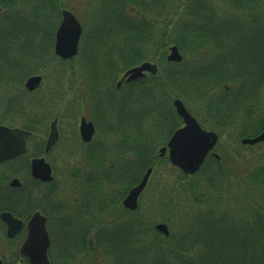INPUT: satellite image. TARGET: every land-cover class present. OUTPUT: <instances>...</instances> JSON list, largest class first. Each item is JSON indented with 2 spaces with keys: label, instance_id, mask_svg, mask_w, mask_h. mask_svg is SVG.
<instances>
[{
  "label": "trees",
  "instance_id": "obj_1",
  "mask_svg": "<svg viewBox=\"0 0 264 264\" xmlns=\"http://www.w3.org/2000/svg\"><path fill=\"white\" fill-rule=\"evenodd\" d=\"M33 1L23 6V0L0 1L7 10L0 19V81L20 85L44 73L43 61H61L54 55L60 0ZM227 1L244 19L234 23L233 33L218 31L217 9L205 0H93L94 20L89 32L84 25L87 42L79 54L85 65L77 81L88 107L99 111V121L117 138L111 160L122 162L132 154L133 161L111 165L109 171L93 152L91 172L74 171L75 219L62 218L60 243L53 241L49 251L51 264H75L71 258L77 256L89 258L84 264H264V151L248 170L210 156L194 176L157 155L183 125L173 107L176 99L189 109L198 106L201 115H194L210 130L238 129L240 139L263 130L264 118L255 126L246 124L259 102L264 105V0ZM170 46L178 47L182 63L166 61ZM152 61L159 65L157 76L116 89L121 74ZM41 98L28 106L15 96L7 102V112L21 119L13 127L43 132L52 99ZM149 168L155 176L149 209L170 227L168 238L141 212L142 203L135 212L122 206ZM35 188L42 191L40 199ZM16 192L7 201L0 198V213L27 220L42 211L49 222L61 211L60 204L53 207L55 182L33 181L28 199ZM1 242L8 246L5 237ZM14 249L9 256L0 254L5 264L19 263Z\"/></svg>",
  "mask_w": 264,
  "mask_h": 264
},
{
  "label": "rangeland",
  "instance_id": "obj_2",
  "mask_svg": "<svg viewBox=\"0 0 264 264\" xmlns=\"http://www.w3.org/2000/svg\"><path fill=\"white\" fill-rule=\"evenodd\" d=\"M92 1V2H91ZM214 5L217 9L216 13H218L217 16V22H218V31H223V29H229V32L233 31L236 27L234 26V23H239V21L242 23L244 19H241L240 12L233 6L232 3H229L227 0H205ZM24 2H28V0H23L21 2V6H23ZM30 5H34V1L31 0L28 2ZM60 3L62 5V9H66L71 11L77 19L80 21V23L83 25L87 24L88 25V32L91 29V22L94 20L93 16V0H60ZM262 1L260 4L256 3L257 6H261ZM264 5V3H263ZM1 12H0V19H3L7 13V10L1 5ZM262 8V6H261ZM264 9V8H263ZM261 9V10H263ZM24 11H30V8H26ZM170 15V14H169ZM171 18V17H170ZM169 18V19H170ZM60 22V20H59ZM243 25V24H242ZM94 29V27H93ZM94 33V32H92ZM233 33V32H232ZM235 34V33H234ZM256 35V33L254 32ZM87 42V36L86 32L83 30V35L80 41L79 45V53L81 49L83 48V51H85L84 47ZM78 53L77 57L71 60V62H66V61H57L54 59V57H51V60H45L42 61L45 63V71L42 74H39L40 76L43 77V82L40 86V88L33 92L30 93L25 89V83L18 84V83H13L12 81H0V124H3V121H5L4 124H11L10 126H16L21 123V119L19 116H13L12 112H7L6 110V104L11 98L18 97L19 101L25 102L26 101V106L30 105L29 103H32L34 99H36L37 102H39L42 98L44 97H49L48 101L50 98L52 99V104H48L47 112H46V118L45 122L41 124V128L44 130V133L42 131H39V135H35L34 138L31 140L32 148L30 151V154H35L36 149L35 147L38 145L39 140L43 138H47L49 129H50V122L55 120L56 118L62 121L61 123L59 122V129H61V135H60V142L57 145L56 149L53 151L51 157L47 158V161L49 164L54 169V177H55V187H56V204L53 202V207L55 208L56 205H61L59 209L61 210L60 212L56 213L54 216L52 215L50 217V221L47 224L48 231L51 237V247L53 245V241L55 242V245L59 242L60 243V235L62 232V221L63 217L68 218L69 221H74L75 219V211L76 207L73 209V206H75V195L76 192H74V183L72 182V175L74 171H82L83 173H89L91 172V166L86 164V168H84V165L80 163L79 159L81 158L82 149H76L73 147L72 143L78 142V121L80 119V116H78V113L80 111L78 110L79 107H81V112L88 111L87 103H86V97L81 93V87L79 84L78 77L81 75V68L85 65L84 59L81 57V55ZM182 54V53H181ZM184 61V58H183ZM182 61V62H183ZM62 62V63H60ZM154 62V61H152ZM181 62V63H182ZM41 63V60L39 62ZM166 66V65H165ZM41 67V66H40ZM168 68V67H167ZM75 76H77V79H75ZM123 74L120 75L118 80L122 78ZM78 80V81H77ZM40 98V100H39ZM84 101V102H83ZM187 109L191 112V114L196 117L194 114H199L201 115V112L198 108V106L193 105L191 109L187 106L184 100H181ZM262 103L259 102V110L256 111L255 117L253 121H247L248 126H250L253 123V126L257 125L258 123H261L264 114V110L260 112V110L264 109ZM259 113V114H258ZM79 117V118H78ZM78 118V119H77ZM197 118V117H196ZM14 119H17V121H14ZM47 119V120H46ZM77 119V120H76ZM210 125V124H209ZM203 126V125H202ZM18 127V126H17ZM203 128L206 131H213L210 130L208 126L204 125ZM104 129V127H103ZM106 131L108 130L105 128ZM219 136V143L216 146L214 152L218 154L219 156L223 157L226 159V161H231L233 164H238V165H243V169H251L253 166V163H255V157L258 156L260 152L264 151V146L260 147L258 145L255 146H247V145H242L240 139L238 137L239 131L238 129H229L226 131L222 132H216ZM109 135V141L112 140L111 143L108 141V157H107V164L104 169L111 170L110 167L111 165L117 164L120 165V163L123 162H131L133 159L131 158L132 154L125 155L122 160H111L114 159V156H110L111 152L116 149L115 142L117 141V138H113V132L112 131H107ZM41 135V136H40ZM40 136V139H39ZM39 139V140H38ZM99 138L97 137L95 141H98ZM41 141V140H40ZM264 144V143H261ZM75 146V144H74ZM161 149V148H160ZM157 151V155H159V150ZM220 157V159H221ZM110 158V159H109ZM31 159V155L28 156V159L22 158L19 159L21 164H24L26 160ZM200 172V171H199ZM198 172V173H199ZM25 175V174H24ZM18 178L21 176L15 175ZM150 183H152V180L155 179V176L152 175ZM159 176V175H158ZM157 177V176H156ZM22 181H24L26 178H20ZM150 187V188H148ZM147 189L145 190L144 194L142 195L140 199L139 205L142 203L141 207V212L148 213V218L151 220H154L153 222V227H155L159 223H164L161 221L158 217L159 214H156V211L150 210L149 205H150V200L152 196V190H153V185L148 186ZM49 189V187H44L43 191ZM115 189V188H114ZM35 195L37 198H39V195H42V191L39 189V194H38V189L35 188ZM40 199V198H39ZM38 200V199H37ZM77 203V202H76ZM75 204V205H74ZM139 209V208H138ZM72 216H74L72 218ZM166 224V223H165ZM76 223L73 222L71 228H75ZM177 226H180L179 224H176ZM169 230L171 231L170 227ZM1 232V228H0ZM1 236V234H0ZM58 243V244H59ZM57 244V245H58ZM73 245L75 242L72 243ZM92 245V244H91ZM14 245H4V243H0V254L4 253L5 255L11 254V252H14ZM4 251V252H3ZM74 256L76 254H73ZM72 263H77V264H84V262L88 263L89 258H82V256H77L75 259L71 258Z\"/></svg>",
  "mask_w": 264,
  "mask_h": 264
},
{
  "label": "water",
  "instance_id": "obj_3",
  "mask_svg": "<svg viewBox=\"0 0 264 264\" xmlns=\"http://www.w3.org/2000/svg\"><path fill=\"white\" fill-rule=\"evenodd\" d=\"M82 35L83 27L75 15L68 10H63L62 21L56 31L55 55L63 61L76 57ZM167 61L170 63L183 61V56L177 46L169 48ZM158 71L157 64L146 62L128 70L123 76V81L131 83L141 80L146 77V74L156 76ZM42 82L41 76L30 77L25 83V88L28 92L33 93L39 89ZM120 85L121 82L118 87ZM173 106L184 125L172 135L167 146L159 151V156L160 158L168 156L173 167L179 169L184 175L194 176L202 169L210 155L220 159V156L214 152L219 143V136L213 131H206L181 100H175ZM94 133L93 125L82 119L80 135L83 142L90 143ZM31 135V132L20 128L0 126V164L24 155L27 150V139ZM58 139L59 132L55 121L51 125L46 143V154L56 145ZM241 143L247 146L264 143V127L260 135L254 138H244ZM30 168L31 175L35 180L43 183L53 182V171L45 158L33 159ZM152 174L153 169H148L141 182L129 192L123 201L125 209L130 211L138 209L139 199L146 190ZM11 186L19 187L20 183L16 179L11 183ZM0 218L7 226V237L10 239L24 229V223L8 212L2 213ZM26 230L27 237L20 247V255L26 258L29 264H51L48 255L51 239L47 230L46 217L40 212H36L27 223ZM155 230L166 238L170 236L169 227L165 223L157 224ZM0 264H3L1 258Z\"/></svg>",
  "mask_w": 264,
  "mask_h": 264
},
{
  "label": "flooded vegetation",
  "instance_id": "obj_4",
  "mask_svg": "<svg viewBox=\"0 0 264 264\" xmlns=\"http://www.w3.org/2000/svg\"><path fill=\"white\" fill-rule=\"evenodd\" d=\"M63 10H66V9H62L61 10V14H60L61 15V19H62V11ZM0 12H1V7H0ZM61 19H60V23L62 21ZM221 35H226V34H221ZM54 49H55V45H54ZM54 55H55V53H54ZM55 57H57V56L55 55ZM76 57H74V58H76ZM58 59H60V58H58ZM73 59H71V60H73ZM125 73L126 72L123 73V76H124ZM123 76L116 83V89L117 90H120L123 85H129V84L133 83V82L126 83L125 81H123ZM148 76L149 75H146L145 78H147ZM119 82H121V85L118 87ZM0 84H2V83H0ZM87 109H88V111L81 112V107L78 108V110L80 111V113H78V116H80V119L78 121V135H79V138H78V142L72 143V145L76 149H82L83 150L82 155H81L82 159H79V160H80V163H82L84 165V168H86V164H88L89 166L96 165L95 160L93 158V152H97V153H95L96 157L98 158V160H96L97 164H99V165L101 164L102 166H106L107 157H108V154H109L108 141L110 139L106 129L105 128L103 129V127L106 124L104 122L102 123V122L99 121V118H100L99 111H92L90 109V107H87ZM82 119H85L87 123H91L93 125V127H94L95 133H94L93 139H92V141L90 143H84L82 138H81L80 125H81V120ZM55 121L57 122V129H58V132H59V139H58V142L56 143V145L50 150V152L48 154H46V143H47V140H48V136L50 134L51 125ZM59 122L61 123L62 121H60L57 118L55 120H53L52 122H50V129H49V133H48L47 138L42 136L43 138L40 139L41 135L39 136V139L41 141L38 139L40 143H38V145L35 147V149L37 150V153L34 154V155L30 154V151H31V148H32L31 139L33 138V136L35 134L33 132H31V131H28V132H31L32 135H31V137H29L27 139V152H26V154L23 157H26V156L28 157L29 155H31V159L26 160L24 164L20 163V160H18L20 158H17L15 160H10V161H7V162H4V163L0 164V198H1L2 201H7L10 198V196H12L15 193H17L16 191H22V193L26 195L25 198L28 199L29 190H30V188L33 185V181H36V180H34L32 178V175H31V168H30L31 161L33 159H35V158H45V160L47 161V158L51 157L53 151L56 149L57 145L60 142V135H61V131L60 130L61 129H59ZM0 126L11 127L9 124H0ZM42 133H44V130H43ZM97 137L99 138V140L95 141V139ZM74 144H75V146H74ZM16 160H18V161H16ZM53 172H54V169H53ZM15 175H19V176H21L20 178H23V179L25 177L26 179L24 181H22V179L18 178ZM16 179L19 181L20 186L19 187H12L11 183L14 180H16ZM36 182H38V181H36ZM40 183H42V182H40ZM42 185H48V184L42 183ZM73 208H74V206H73ZM5 212H8V213L12 214L13 217L17 218L18 220H20V221H22L24 223V229L21 232H19L14 238L10 239V238L7 237V226L0 218V223L3 225L2 226L0 224V228H1L0 234H1V236L5 237V239L9 241L8 242L9 245H14V248L16 247V253H18V255H19L18 262H19V264H24L25 258H23L20 255L19 251H20L21 245L23 244V242L25 241V239L27 237L26 225H27V223L29 222V220L31 219V217H32V215L34 213H36V212L42 213V211L34 212L31 215V217L29 219H27V220L15 216L10 211H3V212L0 213V216H1L2 213H5ZM1 259L4 262V259L2 257H1Z\"/></svg>",
  "mask_w": 264,
  "mask_h": 264
}]
</instances>
